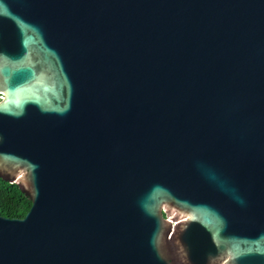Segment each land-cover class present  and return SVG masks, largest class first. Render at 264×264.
Returning a JSON list of instances; mask_svg holds the SVG:
<instances>
[{
	"label": "water",
	"instance_id": "1",
	"mask_svg": "<svg viewBox=\"0 0 264 264\" xmlns=\"http://www.w3.org/2000/svg\"><path fill=\"white\" fill-rule=\"evenodd\" d=\"M0 264H264V0H0Z\"/></svg>",
	"mask_w": 264,
	"mask_h": 264
},
{
	"label": "trees",
	"instance_id": "2",
	"mask_svg": "<svg viewBox=\"0 0 264 264\" xmlns=\"http://www.w3.org/2000/svg\"><path fill=\"white\" fill-rule=\"evenodd\" d=\"M31 208V200L16 185L0 179V215L24 217Z\"/></svg>",
	"mask_w": 264,
	"mask_h": 264
},
{
	"label": "flooded vegetation",
	"instance_id": "3",
	"mask_svg": "<svg viewBox=\"0 0 264 264\" xmlns=\"http://www.w3.org/2000/svg\"><path fill=\"white\" fill-rule=\"evenodd\" d=\"M0 100H2V94L0 93Z\"/></svg>",
	"mask_w": 264,
	"mask_h": 264
}]
</instances>
